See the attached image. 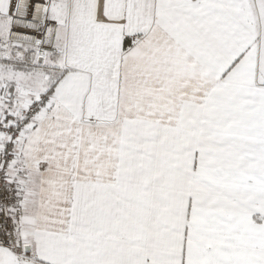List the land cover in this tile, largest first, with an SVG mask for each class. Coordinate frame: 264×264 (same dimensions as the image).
I'll list each match as a JSON object with an SVG mask.
<instances>
[{
  "label": "snow or ice",
  "instance_id": "6c2138e0",
  "mask_svg": "<svg viewBox=\"0 0 264 264\" xmlns=\"http://www.w3.org/2000/svg\"><path fill=\"white\" fill-rule=\"evenodd\" d=\"M0 264H264V0H0Z\"/></svg>",
  "mask_w": 264,
  "mask_h": 264
}]
</instances>
